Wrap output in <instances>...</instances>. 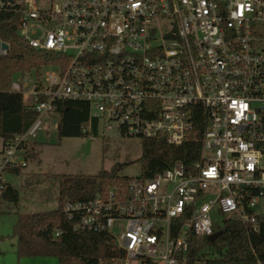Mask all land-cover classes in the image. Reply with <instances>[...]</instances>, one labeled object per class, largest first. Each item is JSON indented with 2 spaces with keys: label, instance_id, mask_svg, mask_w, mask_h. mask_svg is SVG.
I'll use <instances>...</instances> for the list:
<instances>
[{
  "label": "built area",
  "instance_id": "2783aa9c",
  "mask_svg": "<svg viewBox=\"0 0 264 264\" xmlns=\"http://www.w3.org/2000/svg\"><path fill=\"white\" fill-rule=\"evenodd\" d=\"M0 13L18 16L31 49L57 57L43 77L37 70L11 82L37 117L2 143L0 208L5 176L33 158L41 115L74 102L88 106L85 135L178 147L201 132L192 166L176 162L63 206L75 231L110 235L122 264H184L192 242L215 234L213 215L258 231L264 0H0Z\"/></svg>",
  "mask_w": 264,
  "mask_h": 264
},
{
  "label": "trees",
  "instance_id": "16d2710c",
  "mask_svg": "<svg viewBox=\"0 0 264 264\" xmlns=\"http://www.w3.org/2000/svg\"><path fill=\"white\" fill-rule=\"evenodd\" d=\"M19 19L16 15L0 13V41L8 46L0 57V140L5 142L24 134L37 115L29 110L22 96L10 92L14 76L48 68L57 59L52 55L34 51L18 36ZM59 137L80 138L83 126L89 122L88 106L83 103L59 102ZM95 132V124H92ZM201 132L194 131L180 146H169L156 140H142L139 159L142 173L139 179L149 180L176 162L186 167L194 164L200 148ZM35 145H32L31 153ZM122 165L102 171L94 177L72 176L59 179L57 208L52 211L19 215L13 227L16 239V257L22 259L54 258L58 264H116L124 260V253L112 237L104 232L74 230L76 219L68 220L62 208L76 200L86 201L105 188L126 184L131 179L120 177ZM21 170L10 172L19 175ZM4 202L17 203V192L8 185ZM258 231L246 234L244 227L235 221H225L214 232L221 236L211 244L206 256L198 253L192 242L184 264H258L264 262V217L257 216ZM58 234V236H55ZM144 264H150L144 262Z\"/></svg>",
  "mask_w": 264,
  "mask_h": 264
},
{
  "label": "rangeland",
  "instance_id": "374dc122",
  "mask_svg": "<svg viewBox=\"0 0 264 264\" xmlns=\"http://www.w3.org/2000/svg\"><path fill=\"white\" fill-rule=\"evenodd\" d=\"M49 70H41L42 77ZM19 78L20 75H16L13 81ZM40 122V128L32 140L35 145L34 158L29 159L27 167L19 175L5 176L6 183L17 192L18 202H4L0 208V264H58L54 258L18 260L16 239L12 234L19 215L57 208L58 182L61 177H94L117 165L123 166L120 177L140 178L142 173L139 162L142 155L141 140L119 137L115 133L101 134V131L96 136L84 134L80 138H60V115L57 112L41 115ZM2 143L0 140V151ZM253 212L264 217V198L258 199ZM224 218L212 216L215 230L223 227ZM196 246L200 255L208 254L209 247L205 241L198 240Z\"/></svg>",
  "mask_w": 264,
  "mask_h": 264
},
{
  "label": "water",
  "instance_id": "95a60500",
  "mask_svg": "<svg viewBox=\"0 0 264 264\" xmlns=\"http://www.w3.org/2000/svg\"><path fill=\"white\" fill-rule=\"evenodd\" d=\"M0 50L1 51H8V46L0 41ZM159 143H163L161 140ZM221 236V232H217L209 238V242L213 244L219 237Z\"/></svg>",
  "mask_w": 264,
  "mask_h": 264
},
{
  "label": "crops",
  "instance_id": "0c3cea01",
  "mask_svg": "<svg viewBox=\"0 0 264 264\" xmlns=\"http://www.w3.org/2000/svg\"><path fill=\"white\" fill-rule=\"evenodd\" d=\"M33 158H34V156H33Z\"/></svg>",
  "mask_w": 264,
  "mask_h": 264
}]
</instances>
